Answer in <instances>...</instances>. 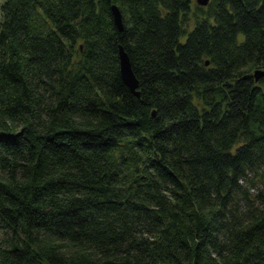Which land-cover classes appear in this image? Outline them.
<instances>
[{"label":"trees","instance_id":"16d2710c","mask_svg":"<svg viewBox=\"0 0 264 264\" xmlns=\"http://www.w3.org/2000/svg\"><path fill=\"white\" fill-rule=\"evenodd\" d=\"M257 71L264 0H2L0 264H264Z\"/></svg>","mask_w":264,"mask_h":264},{"label":"water","instance_id":"95a60500","mask_svg":"<svg viewBox=\"0 0 264 264\" xmlns=\"http://www.w3.org/2000/svg\"><path fill=\"white\" fill-rule=\"evenodd\" d=\"M196 1L200 6H208L211 0H196ZM111 9H112L115 23L117 27L119 28V30L122 31L124 29L122 13L119 7L115 4L112 5ZM119 60H120L121 75H122V78L125 84L132 90L134 94H136L137 96H140V93L138 92V89H139L138 79L133 71L130 57L122 46H120L119 48ZM209 64L210 62L207 61L206 65H209ZM262 77H264V71H257L255 73L256 80H259Z\"/></svg>","mask_w":264,"mask_h":264},{"label":"rangeland","instance_id":"374dc122","mask_svg":"<svg viewBox=\"0 0 264 264\" xmlns=\"http://www.w3.org/2000/svg\"><path fill=\"white\" fill-rule=\"evenodd\" d=\"M1 1H2V0H0V4H1Z\"/></svg>","mask_w":264,"mask_h":264}]
</instances>
